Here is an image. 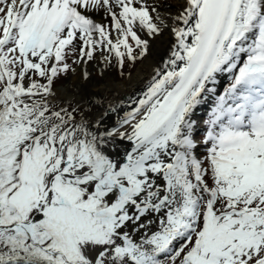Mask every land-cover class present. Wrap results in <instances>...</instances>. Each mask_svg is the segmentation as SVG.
Returning a JSON list of instances; mask_svg holds the SVG:
<instances>
[{
    "label": "snow or ice",
    "instance_id": "obj_1",
    "mask_svg": "<svg viewBox=\"0 0 264 264\" xmlns=\"http://www.w3.org/2000/svg\"><path fill=\"white\" fill-rule=\"evenodd\" d=\"M0 264H264V0H0Z\"/></svg>",
    "mask_w": 264,
    "mask_h": 264
},
{
    "label": "bare ground",
    "instance_id": "obj_2",
    "mask_svg": "<svg viewBox=\"0 0 264 264\" xmlns=\"http://www.w3.org/2000/svg\"><path fill=\"white\" fill-rule=\"evenodd\" d=\"M170 3H176V0H169ZM169 37L167 34L165 36L157 39L152 45L150 55L139 63L134 71H132L131 79L127 81H121L120 79L116 81L115 77L108 72H105L104 76L96 75L95 68H90L89 65L86 66L87 70L91 73V79L87 82V92L91 94H101L108 100L122 99L127 94H133L135 91L139 90L145 79L151 73L152 68L156 64L160 54L164 51L168 44ZM159 53V55H158ZM101 71V70H100ZM79 74L71 77L69 86H74L79 88L82 82L79 80ZM115 83L116 92L113 91L112 85ZM69 96L72 92L67 93Z\"/></svg>",
    "mask_w": 264,
    "mask_h": 264
},
{
    "label": "rangeland",
    "instance_id": "obj_3",
    "mask_svg": "<svg viewBox=\"0 0 264 264\" xmlns=\"http://www.w3.org/2000/svg\"><path fill=\"white\" fill-rule=\"evenodd\" d=\"M136 69V68H135ZM126 70H127V68H126ZM134 71V70H133ZM108 72H111L112 73V75L116 78V79H118V76H117V73H116V70L115 69H110V70H108ZM132 72V71H131ZM96 75H98L97 73H96ZM100 76V75H99ZM119 80V79H118ZM118 80H116V81H118ZM201 119H203V117H201Z\"/></svg>",
    "mask_w": 264,
    "mask_h": 264
}]
</instances>
